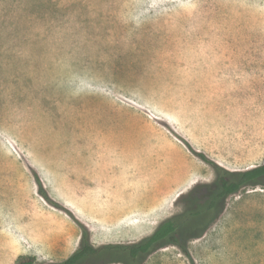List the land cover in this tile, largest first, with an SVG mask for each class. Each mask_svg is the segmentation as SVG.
Returning <instances> with one entry per match:
<instances>
[{"label":"rangeland","instance_id":"rangeland-1","mask_svg":"<svg viewBox=\"0 0 264 264\" xmlns=\"http://www.w3.org/2000/svg\"><path fill=\"white\" fill-rule=\"evenodd\" d=\"M262 165L264 0H0V264H264Z\"/></svg>","mask_w":264,"mask_h":264},{"label":"trees","instance_id":"trees-1","mask_svg":"<svg viewBox=\"0 0 264 264\" xmlns=\"http://www.w3.org/2000/svg\"><path fill=\"white\" fill-rule=\"evenodd\" d=\"M196 156L208 163H212L202 154H196ZM264 177V165L255 167L250 170H246L241 173L239 178L237 180H230L226 176H221L219 178V186H220V194L219 196H228L231 194L237 193L243 186L261 178ZM169 239L171 242L177 244V239L175 235V225L171 221H167L163 223L157 230L154 231V233L141 245L138 246H130L128 248H123L121 246L116 247H98L94 248L90 246L87 243H84L83 246L76 252H74L72 255H70L67 259H65L60 264H78L84 259L96 257L100 255L103 251L111 250L113 248H116L118 250H126L129 255L134 258L137 255L145 254L147 253L153 245L156 243L164 240ZM14 264H36V259L34 256L31 255H25V256H19Z\"/></svg>","mask_w":264,"mask_h":264},{"label":"bare ground","instance_id":"bare-ground-1","mask_svg":"<svg viewBox=\"0 0 264 264\" xmlns=\"http://www.w3.org/2000/svg\"><path fill=\"white\" fill-rule=\"evenodd\" d=\"M127 212V211H126Z\"/></svg>","mask_w":264,"mask_h":264}]
</instances>
